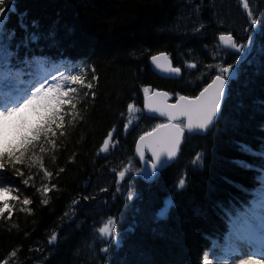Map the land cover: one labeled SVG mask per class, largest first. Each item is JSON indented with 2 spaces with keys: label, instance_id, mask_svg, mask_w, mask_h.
Masks as SVG:
<instances>
[{
  "label": "trees",
  "instance_id": "1",
  "mask_svg": "<svg viewBox=\"0 0 264 264\" xmlns=\"http://www.w3.org/2000/svg\"><path fill=\"white\" fill-rule=\"evenodd\" d=\"M5 8L0 41L17 51L13 63L39 68L62 60L59 77L83 69L93 88L77 89L76 116L65 118L55 147L42 142L43 154L37 148L28 157L32 165L21 171L29 186L0 175V185L18 188L20 197L0 216V264H202L204 252L220 255L232 221L264 183V0H7ZM253 19L257 45L237 67L215 125L188 135L176 161L150 181L130 174L115 187L110 169L137 165L136 138L155 125L142 116L124 130L142 89L196 95L239 57L219 36L246 44ZM159 52L182 69L180 79L151 69ZM115 127L117 147L107 155L100 149ZM97 197L87 214L98 210L102 218H81V202ZM109 220L119 248L100 231Z\"/></svg>",
  "mask_w": 264,
  "mask_h": 264
},
{
  "label": "snow or ice",
  "instance_id": "2",
  "mask_svg": "<svg viewBox=\"0 0 264 264\" xmlns=\"http://www.w3.org/2000/svg\"><path fill=\"white\" fill-rule=\"evenodd\" d=\"M7 0H0V16H3L6 8ZM247 7V5H245ZM253 26L247 38L246 44H238L231 35H220L219 40L228 48H231L237 54H241L236 64H228L227 67L220 68L219 73L214 76L211 83L199 92L198 95L187 97L180 95L176 98V102L169 103L172 98L169 93L156 91L153 95H147L149 88L145 87V107L162 117H167L169 123H161L156 125L151 132L145 133L140 137L141 141L146 138L152 139V157L154 161L151 166L154 169L156 162L159 161L161 155L166 154L168 157L175 156L180 139L184 134V125L178 117L186 118V127L189 130L201 129L206 130L213 124L222 109L223 102L227 99L228 86L236 72L237 67L244 62L247 53L253 50L257 45L255 29L258 26L257 20H251ZM259 51L264 52V47ZM150 62L157 68L170 71L171 73L180 74V67H172L166 53L151 55ZM252 63L251 60L247 61ZM81 69L79 73L69 74L57 78L53 77L49 84L42 83L22 102L14 105L0 107V174L8 175L13 178L20 179L21 184L29 186L28 179H23L25 173L21 168L28 163L31 167L32 161L28 157L39 148L41 154L44 149L40 147L43 142L45 145L55 147V135L64 128L66 117H75L74 111L77 103V89L91 90L93 84L86 80ZM95 78V77H94ZM93 98L95 93H92ZM133 105H129L131 109ZM73 110V111H70ZM111 135V133L109 134ZM109 141H104V148L107 149ZM144 152L140 151V158L144 159ZM39 167V162L37 161ZM45 175L51 177V172ZM120 177L125 176L124 172H120ZM179 185L184 187L185 180L181 179ZM45 193L51 191L44 187ZM16 192V195H8ZM7 195V198H6ZM19 189L13 188L10 184L0 185V215L11 214L12 201H19ZM31 201L27 198L23 199V204L28 205ZM47 204L48 201L44 200ZM114 220H109L108 224L100 229L105 236L112 237V225ZM242 224L251 227L248 219H243ZM262 226H264V218H262ZM131 231V229H129ZM56 239L55 236L52 237ZM120 238L116 237V247L119 248ZM108 251V249H105ZM203 262L207 264L209 253L204 252ZM240 264H264V260L249 256L245 260H241Z\"/></svg>",
  "mask_w": 264,
  "mask_h": 264
},
{
  "label": "rangeland",
  "instance_id": "3",
  "mask_svg": "<svg viewBox=\"0 0 264 264\" xmlns=\"http://www.w3.org/2000/svg\"><path fill=\"white\" fill-rule=\"evenodd\" d=\"M2 27H3V21H2V16H0V33L2 30ZM223 47L227 50L234 51L233 49L228 48L224 43H223ZM6 50H7V48L5 47V45L2 44V42H0V84L5 85V86L13 84V82H14V81H12V71L13 70L18 71L19 74L21 75V70L24 69L21 66H16V65L13 66L11 64V62L8 59L7 54L5 52ZM43 69H44L43 70L44 72L42 73L43 75L40 78L41 84L42 83L49 84L52 81L53 77H56V76H53V77L46 76L47 75L45 73V72H47L46 68H43ZM15 82H14V84H15ZM57 82H59L58 79H57ZM31 87L32 86H30L28 88V89H30V91L27 93L28 96L35 90V88L31 89ZM27 97H25V98H27ZM136 111H137V109H135L134 107H131V109H129V114L130 113L134 114V113H136ZM108 141H109V143H108L107 149L104 148V144H103L101 152H107L112 147L113 140L110 141V138H109ZM133 171L134 170L132 168L126 167L121 172H124L126 175L127 172H133ZM262 188H263L262 189V199L260 201H256V202L252 203V205L249 207V209H248L249 211L247 213L249 215V218L252 217L255 220V222L262 227V232L259 233L256 231L255 227L253 226L251 219L246 218V219H248L251 227L243 225L242 224L243 219H238L236 222V229L234 230L233 233L228 234L229 245H228L226 251L224 252V254L221 256H215L209 251L208 252L209 253V259H208L207 264H240L241 260H245L249 256L255 257V258L260 259V260H264V226H262V218H264V185L262 186ZM8 195H13V193L8 194ZM6 198H7V195H6ZM170 200H171V198H170ZM170 200H168V202H166L167 204H165V206L163 207L162 212L167 211L168 203L170 202ZM10 207H11V205H10ZM8 216H9V214H8ZM111 227L113 229V226H111ZM113 233L114 234L112 237L105 236L103 233H102V235L106 239H115V231L114 230H113ZM203 264H204V262H203Z\"/></svg>",
  "mask_w": 264,
  "mask_h": 264
},
{
  "label": "water",
  "instance_id": "4",
  "mask_svg": "<svg viewBox=\"0 0 264 264\" xmlns=\"http://www.w3.org/2000/svg\"><path fill=\"white\" fill-rule=\"evenodd\" d=\"M164 53H166V52H164ZM166 54H167V56H168V58H169L170 65L173 67V63H172V60H171L169 54H168V53H166ZM157 55H158V54H157ZM149 64H150V66L152 67V69H153L156 73H158L160 76H162V77H173V78H174V77L179 76V74L171 73L170 71H167V70H164V69H160V68L155 67V66L150 62V59H149ZM210 83H211V82H210ZM156 91L167 92V91H165V90H155L154 92H152V93H150V94H148V95H153ZM167 93H168V92H167ZM169 95H170V94H169ZM175 102H176V101H175ZM169 103H174V102H170V101H169ZM144 108H145V111L147 112V114L153 115V116H155V117H162V116H160L158 113L152 112V111L148 110V109L145 107V99H144ZM218 115H219V114H218ZM163 118L168 119L167 117H163ZM217 118H218V116H217ZM217 118L214 120L213 124L209 126L208 129L212 128V126L216 123ZM177 119H178V120H183V119L185 120V129H186L188 132H196V133L202 134V133H204V132L207 130V129H206V130H201V129H198V128H197V129L189 130V129L186 127V125H187V119H186V118L178 117ZM170 122H172V121H170ZM184 131H185V130H184ZM150 132H151V131H150ZM144 135H145V134H144ZM183 135H184V134H183ZM142 136H143V135H142ZM182 142H183V136H182L181 139H180V143H179V145H178V149H177V152H176L175 156H173V157H168L166 154L161 155L159 161L156 162V166H155V168H156V169H163L164 167H167V166L171 165V164L175 161V159L177 158V156H178L179 148H180V145L182 144ZM144 150H146V151L148 152V154H149V156H150V159H151L152 161H149V160L145 159V157H144V159H141V158H140V151H143V152H144ZM136 156H137V158H138L139 160H141L142 163L144 164V169H143V175H142V177H143L144 180H148V179L150 178V174H151V172L153 171V168H152L151 164H152V162L154 161V157H152V139H151V138H146L144 141H141L140 138L138 139V141H137V143H136Z\"/></svg>",
  "mask_w": 264,
  "mask_h": 264
},
{
  "label": "flooded vegetation",
  "instance_id": "5",
  "mask_svg": "<svg viewBox=\"0 0 264 264\" xmlns=\"http://www.w3.org/2000/svg\"><path fill=\"white\" fill-rule=\"evenodd\" d=\"M180 93H181V92H180ZM142 98H143V97H142ZM152 119L156 120L155 122H159V119H157V118H152ZM117 124H118V123H117ZM117 124H116V125H117ZM135 126H136V124H133L132 127H131V129H134ZM128 130H129V127L126 126V131H128ZM116 133H117V131L115 132V134H116ZM128 136H129V135H126L125 138H123V139L128 140V139H127Z\"/></svg>",
  "mask_w": 264,
  "mask_h": 264
},
{
  "label": "bare ground",
  "instance_id": "6",
  "mask_svg": "<svg viewBox=\"0 0 264 264\" xmlns=\"http://www.w3.org/2000/svg\"><path fill=\"white\" fill-rule=\"evenodd\" d=\"M15 72H16L15 70L12 72V77H13V78H16L15 76H13V74H14ZM0 96H1V95H0Z\"/></svg>",
  "mask_w": 264,
  "mask_h": 264
}]
</instances>
